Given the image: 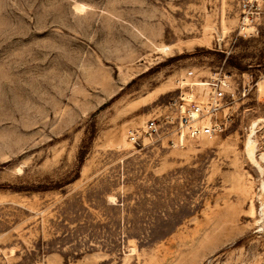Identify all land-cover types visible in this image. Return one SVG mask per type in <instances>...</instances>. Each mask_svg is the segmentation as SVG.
<instances>
[{
	"label": "rangeland",
	"instance_id": "1",
	"mask_svg": "<svg viewBox=\"0 0 264 264\" xmlns=\"http://www.w3.org/2000/svg\"><path fill=\"white\" fill-rule=\"evenodd\" d=\"M239 14L0 0V264H264V171L246 150L257 121L264 168V14L244 31ZM213 77L234 91L220 136L127 140L179 81Z\"/></svg>",
	"mask_w": 264,
	"mask_h": 264
},
{
	"label": "built area",
	"instance_id": "2",
	"mask_svg": "<svg viewBox=\"0 0 264 264\" xmlns=\"http://www.w3.org/2000/svg\"><path fill=\"white\" fill-rule=\"evenodd\" d=\"M238 8L239 28L244 31L255 27L260 21L264 14V0H238ZM193 76L192 71L187 72L188 78ZM179 83V93L162 112L142 125L127 128L126 137L130 143L145 145L146 140L161 138L174 146L175 135L190 141L214 139L228 128L231 115L225 110L234 98V91L227 93L226 87H230V83L225 77Z\"/></svg>",
	"mask_w": 264,
	"mask_h": 264
},
{
	"label": "bare ground",
	"instance_id": "3",
	"mask_svg": "<svg viewBox=\"0 0 264 264\" xmlns=\"http://www.w3.org/2000/svg\"><path fill=\"white\" fill-rule=\"evenodd\" d=\"M79 8L83 9L84 5H81ZM257 126H258V123H257V121H255V122L252 123V125L250 127V133L248 134V139H247V143H246V150H247L249 156L252 158L253 162L256 163L257 166L259 167L258 169H260L263 172L264 168L253 157L254 156V150H255V144H256V141H255L254 137H255V134L257 132ZM261 161L264 162V153H263V155L261 157ZM262 188L264 189V182L262 184ZM262 211H263V214H264V209Z\"/></svg>",
	"mask_w": 264,
	"mask_h": 264
}]
</instances>
